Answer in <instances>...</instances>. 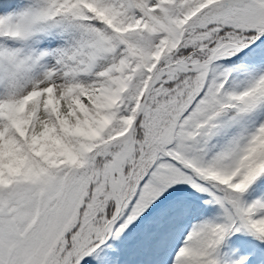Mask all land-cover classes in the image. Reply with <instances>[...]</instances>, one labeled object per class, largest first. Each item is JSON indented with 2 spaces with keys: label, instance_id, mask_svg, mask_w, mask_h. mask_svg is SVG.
<instances>
[{
  "label": "snow or ice",
  "instance_id": "6c2138e0",
  "mask_svg": "<svg viewBox=\"0 0 264 264\" xmlns=\"http://www.w3.org/2000/svg\"><path fill=\"white\" fill-rule=\"evenodd\" d=\"M0 264H264V0H0Z\"/></svg>",
  "mask_w": 264,
  "mask_h": 264
}]
</instances>
